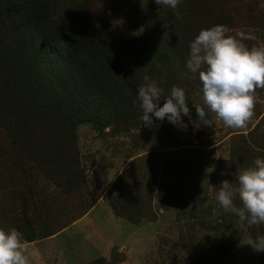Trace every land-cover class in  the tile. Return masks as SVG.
<instances>
[{
	"label": "rangeland",
	"instance_id": "1",
	"mask_svg": "<svg viewBox=\"0 0 264 264\" xmlns=\"http://www.w3.org/2000/svg\"><path fill=\"white\" fill-rule=\"evenodd\" d=\"M32 3L43 20L79 31L106 22L110 31L142 40L150 35L152 18L187 14L189 25L177 42L188 36L191 42L202 29L223 24L229 35L254 34L256 40L243 41L249 48L264 47V0H181L175 10L155 0ZM7 33L16 34L3 16L0 42ZM188 44L179 45L175 74L190 108L191 117L183 116L186 127L153 113L151 126L135 119L127 128L96 130L88 122L61 128L49 109L48 117L35 112L33 123L27 119L26 130L23 125L16 131L0 104V228L23 233L30 264H264V252L241 245L264 235V225L240 232L238 217L216 198L223 180L235 184L237 169L264 159V89L256 90L246 128L218 119L203 124L197 105L205 108L206 119L214 114L204 104L198 73L187 67ZM5 73L12 78L14 69L0 59V103ZM17 87L34 99L51 94L34 71L21 75ZM161 89L162 107L171 90ZM65 173L72 177L60 186L56 176ZM235 203L241 206L238 198Z\"/></svg>",
	"mask_w": 264,
	"mask_h": 264
},
{
	"label": "trees",
	"instance_id": "2",
	"mask_svg": "<svg viewBox=\"0 0 264 264\" xmlns=\"http://www.w3.org/2000/svg\"><path fill=\"white\" fill-rule=\"evenodd\" d=\"M32 2L0 0V18L5 16L16 33L1 36V62L14 73L12 78L5 73L3 86L7 88L0 104L5 108L3 118L16 131L23 125L21 130L25 131L29 121L33 123L35 112L48 117L44 111L49 109L55 112L54 121L59 118L61 128L74 129L82 122L96 130L110 125L127 128L143 115L138 89L146 83L145 77L156 81L159 88L171 90L176 86L179 45L191 39L188 36L177 42L189 25L187 14L152 18L147 39L135 40L116 28L110 31L106 22L87 32L43 20V11ZM26 71H34L40 84L49 86L48 99L26 97L23 90L20 95L17 84ZM56 177L62 186L72 174Z\"/></svg>",
	"mask_w": 264,
	"mask_h": 264
},
{
	"label": "clouds",
	"instance_id": "3",
	"mask_svg": "<svg viewBox=\"0 0 264 264\" xmlns=\"http://www.w3.org/2000/svg\"><path fill=\"white\" fill-rule=\"evenodd\" d=\"M175 10L181 0H155ZM231 29L223 24L202 29L190 42L187 67L199 75L202 83L203 101L214 119H206L204 107L196 106V113L203 124L212 126L216 119L232 128H246L254 116L258 88L264 89V47H251L244 40H256L254 34L238 31L229 35ZM146 83L138 89L143 110V125L153 124L152 115L186 127L183 116L190 115L185 90L174 86L163 106H159L163 89L156 81L145 77ZM224 173H222L223 175ZM235 184L225 179L219 186L217 200L226 212L238 217L235 225L241 231L264 225V159L256 158L247 169L235 173ZM241 206H237L236 199ZM250 245L257 253L264 252V235L247 239L241 245ZM29 243L16 228H0V264H30Z\"/></svg>",
	"mask_w": 264,
	"mask_h": 264
}]
</instances>
